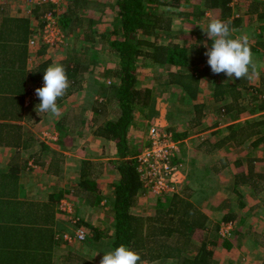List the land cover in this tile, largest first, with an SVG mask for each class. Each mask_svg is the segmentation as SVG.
Returning a JSON list of instances; mask_svg holds the SVG:
<instances>
[{
	"label": "crops",
	"instance_id": "0c3cea01",
	"mask_svg": "<svg viewBox=\"0 0 264 264\" xmlns=\"http://www.w3.org/2000/svg\"><path fill=\"white\" fill-rule=\"evenodd\" d=\"M106 1L80 0L76 10L79 23L73 32L68 33V35L72 36L76 29L79 30L81 27H83L84 31L94 28L91 19L84 17L87 20L85 22L87 25L83 23V15L80 13V9L83 10L81 5H85V3L96 4L94 13L100 11L99 5L102 6L103 10L115 9L114 0ZM242 1L235 0L233 2L231 0L229 3L231 8L229 21H231L232 34L233 36L238 35L248 29L249 22L246 24L241 17L242 12L237 10L238 4L241 10L250 11L249 13H256L257 7H263L262 11L254 18L257 20L258 38L256 42L250 43L253 54L262 53L264 47L258 46L257 43L259 39L264 38V0H258L257 2L254 0ZM233 4H236V6L234 7ZM210 10L220 13L216 17L221 19L220 9ZM236 10L239 16L235 17L234 12H237ZM14 13L15 11L11 10V6L0 3V23L4 21L2 19L4 17L22 18V16H15ZM203 15L205 13L201 14V17ZM80 19H82L81 23ZM7 23L9 25V21ZM10 23L12 22L10 21ZM33 24L34 21L30 22L28 31L25 34L27 42L24 46H14L10 39L9 46L5 47L6 50L4 49L3 51L0 47V62H2L0 66V199L7 200L5 194L2 193L7 191L12 195L13 199L18 200L19 204H21V214L19 215L23 218V226L28 228L27 230L32 229L30 234H28L27 230L23 228L25 237H21L19 244L22 249L30 247L32 250L35 249L37 253L38 250H43L45 255L39 259L41 264H98L99 259L103 255L104 247L102 240L100 242H92L91 228L86 230L87 237L84 242L74 241L66 243L58 239V234L74 232L76 227L68 219L67 215L59 209V204L63 199L71 200L74 203L75 214L79 215L85 224H91L104 232L107 236L105 241L113 234V185L111 186L110 182L105 180L106 177L104 175L101 176L102 180L97 185L98 195L100 196L97 200V205H90L86 201L80 200L76 196V191L79 187L82 161L115 160V144L113 140H106L96 136L94 128L90 132L85 130L89 123L87 116L78 118L75 115V117H71V111L78 105L74 104L75 93L83 90L68 93L57 100L61 112L60 116L55 117L48 113L37 114L35 106L40 103V100L34 95V87L43 80V73L46 67L53 62L63 65L70 51L64 49L62 53H59L54 52L52 49L49 55L45 53V50H42L40 52L46 55V58H41V60L38 58L40 62L34 60L30 54L31 47L29 45L30 37L33 34L31 32L34 27ZM79 40L81 43L86 42L85 38ZM82 47L84 49L86 46L82 45ZM42 48L44 49L45 47ZM12 59H15V61ZM137 75L139 82L142 77H140V74ZM144 80L146 82V79ZM171 81L173 82V79ZM232 81H234V78ZM141 85H144L145 88L151 87L148 83H141ZM242 98L245 99L243 94ZM222 103L226 106L228 101H222ZM151 106H153V102ZM156 109L159 110L158 107ZM159 112V119L166 120V110L165 113H162V110H159ZM243 114H246V112L242 113L238 119H233L231 116V119L224 124L226 125V131L222 133L223 137L231 132V126L232 130L235 131L253 122H262V124L259 126L258 133L240 145L228 143L221 148L214 149V143L219 138L216 132L218 135L220 134L218 128H207L199 133L202 136V140L207 143L201 145V151H199L201 152L200 159L204 154H214L217 150L222 149L226 157L224 158L226 166L223 168L231 171L230 174H224L225 169L220 173L226 178L221 177L220 181H217L216 186L214 185L211 188V190H214L219 186L212 195L208 193L209 189L205 192L202 187H200V191H196L195 188L189 190L188 199L191 202L193 201L191 196L195 194L202 195L199 205L192 203L197 208H201L212 223H216L214 228L211 227L214 229L215 234L221 237L220 227L222 222L232 221L234 223L230 236L221 237L223 239L221 243L208 244V248L213 252L211 264H264V191L258 193L249 184L242 183L238 185L235 182V174L238 171H248L250 160H254L253 168L255 172L264 173V110L254 112L251 116L241 117ZM250 117H253L254 120L251 121ZM244 119L249 120L242 122ZM209 132L211 134H207ZM44 134H56L57 139L49 141L50 139H46ZM205 134L207 136H204ZM260 139L262 141L258 142ZM131 150L134 155L138 154L137 149H134L132 145ZM236 150H240L238 152L239 156L244 157V155H247L248 160L246 162H242L240 159L231 160L230 153ZM237 161L240 162V165L236 164L235 167L233 164ZM185 178L186 175L184 180ZM185 186L186 184L180 185L181 190L178 193L181 194L180 197H185L182 190L189 189H185ZM148 194L150 195L149 192L145 195H140L136 206H139L142 199L149 196ZM58 196H60V200L57 199ZM149 199L150 196L147 203ZM203 204L204 207H202ZM210 205L211 207L209 208ZM133 209L134 207L132 212ZM144 214L148 213L140 215L143 216ZM228 216L229 218L225 219ZM144 217L146 216L144 215ZM237 219L244 226V229L252 226L253 223L252 227H256L255 230H262L263 232H260L259 239L261 243L254 240L242 243L233 241L234 236L239 234V232H235L238 224ZM208 229V227L205 228L203 232L205 230L208 231ZM254 235L256 236V233ZM0 241L1 243L3 242L2 239ZM93 252L99 253L94 259L90 260L89 258ZM168 262L170 263V261ZM168 262L160 259L145 262L144 264H166Z\"/></svg>",
	"mask_w": 264,
	"mask_h": 264
},
{
	"label": "trees",
	"instance_id": "16d2710c",
	"mask_svg": "<svg viewBox=\"0 0 264 264\" xmlns=\"http://www.w3.org/2000/svg\"><path fill=\"white\" fill-rule=\"evenodd\" d=\"M79 3V0H72ZM190 0H114L115 12L121 24L115 35L108 39L109 49L117 55L115 65L109 72L112 78L110 88L101 86L96 76H91L88 80L85 78L84 71L88 67L86 61L75 58L76 51L69 53L67 59L63 62L66 69L70 86L68 93H73L76 89H82L88 85L89 80L93 81L95 94L91 110L98 115H106L101 122H96L95 135L106 140H113L116 150L115 168L118 172L115 180L112 182L114 187L113 194V212H114V232L105 241L104 232L93 227L91 224H85L86 230L91 228L92 242L103 243L104 251L119 246L121 243L137 251L141 256V264L156 260L170 261V264H211L213 252L208 248L211 243L209 239L199 236L200 231L208 227L210 220L202 211L197 208L189 199L185 190H182L185 198H180L182 209L176 207L173 211L172 204L179 202L180 194L171 197L174 193L163 192L155 194L151 187L141 179L137 170V163L134 153L131 150V141L129 138L130 127L135 119V113L149 104L152 100L151 89L136 87L138 82V61L148 59L157 66L176 65L191 66L192 71L187 74H175L174 83L179 84L185 93L189 96V101L197 99L198 85L200 79L206 77L215 83L213 96L217 101H228L227 112L233 119H238L244 112H259L264 110V100L253 99L243 106L241 88L247 86L248 79L234 80L227 82L217 80V74L212 73L207 64V57L204 55L206 49L204 43L191 42L181 45L172 43L171 45L162 44L159 38L160 31L172 29V18L169 15L156 13L154 7L165 5L169 8H177L182 3ZM231 0H199L204 7L203 12L196 13L201 16L205 9H220L221 20L229 21ZM41 6L35 7L32 15L22 18H2L0 23V47L6 50L10 44V39L14 46H24L27 42L25 34L28 31L30 22L34 21V27L31 32H38L43 28L44 21L41 19ZM60 18L61 24L68 33L73 32L76 25L72 23L69 15L64 18L56 12ZM8 20L9 25H8ZM31 20V21H30ZM236 20V19H234ZM10 21L12 23H10ZM42 22V23H41ZM24 36V38H23ZM202 40V39H201ZM211 41L207 45L211 46ZM258 46L264 47V38L259 39ZM255 48V47H254ZM41 55V52H37ZM15 61V59H12ZM89 61H96L94 56H90ZM2 62H0L1 66ZM87 87V86H86ZM111 91V94L109 93ZM116 105V116H110L106 109L108 105ZM201 104L195 103L194 108L197 116L200 114ZM196 122H199L196 117ZM262 122L251 123L239 130H232L223 137L219 135L214 143V149L223 147L228 143L240 145L246 142L251 136L259 132V126ZM216 134H218L216 132ZM183 138L187 136L182 135ZM262 139L258 140L261 142ZM238 166L240 162H236ZM225 166V162L222 164ZM254 160H250L248 171L240 170L235 174V182L249 184L256 192L264 191V173L254 171ZM102 162L92 160H83L81 164V173L79 187L76 196L80 200L86 201L90 205H97L98 183L101 179ZM2 184V183H1ZM6 188V187H5ZM189 188L186 183L185 189ZM147 192L156 198L157 207L152 231H148L146 217L136 215L132 208L137 205L140 195ZM6 199H0V264H41L39 260L45 255L43 250L35 251L27 247L21 248L19 240L25 237L23 218L21 217L18 200L13 199L7 191L2 192ZM149 195V194H148ZM60 200V196L57 197ZM185 200V201H184ZM168 203H170L169 206ZM172 214V215H171ZM225 217V219H228ZM214 226L216 223H213ZM30 228L27 233L30 234ZM148 232L147 234H145ZM150 232V233H149ZM104 237V239H102ZM89 238V236H88ZM50 260V258H49Z\"/></svg>",
	"mask_w": 264,
	"mask_h": 264
},
{
	"label": "rangeland",
	"instance_id": "374dc122",
	"mask_svg": "<svg viewBox=\"0 0 264 264\" xmlns=\"http://www.w3.org/2000/svg\"><path fill=\"white\" fill-rule=\"evenodd\" d=\"M80 1V0H79ZM96 0H93L95 2ZM106 1V0H105ZM241 1V0H238ZM257 2L258 0H254ZM29 0H0V3L8 4L11 6V10L15 11V16H28L32 15V11L35 10V7L41 6V4L34 5V3L29 4ZM33 2H37L34 1ZM235 2V0H233ZM244 2V0L242 1ZM42 9L48 8L45 6V2H41ZM107 3V1H106ZM27 5V6H26ZM79 3L73 2L72 0H64L57 8L58 14L64 18L66 15H69L73 24L78 25L79 19L76 15L77 6ZM239 5V4H238ZM237 5V10L242 12V18L245 20V23L248 22V29L247 31L242 32L241 34H246L250 37L249 42L254 43L258 38V27L256 26L257 20L254 19L259 12L262 11L263 7H257L256 13H249L247 11L241 10ZM83 10L80 9L81 15L86 17V19L92 20L93 29L89 28V30L84 31L81 29L77 30L73 33V37L69 36L68 42L65 45H59L55 47H46V48H39V45L36 44H29L31 47V57L34 60H41V58L45 59L46 55H37V52L45 50V53L49 54L52 52L62 53L64 49H68L71 53L76 51L75 58L82 59L86 61L85 64H90L87 69L83 72L85 78L88 80L91 76H96L97 82L101 86H105L107 89L110 88L112 83V78L110 77L109 72L113 69L115 65V60L117 59V55L115 52L111 51L108 46V39L112 38L115 33L119 30V25L121 24V20L116 14L115 9L110 10H103L102 6L99 5L98 12L94 13V7L96 4L85 3V5H81ZM235 7L236 4H233ZM243 7L242 5H240ZM30 9V10H28ZM204 7L201 5L199 0H190L188 2L182 3L177 8H169L165 5L154 7V11L156 13L169 15L172 18V29L170 32L160 31L159 38L162 44L171 45L172 43H179L181 45L190 44L191 42H202L208 40L206 34H204L199 25H206L208 22L209 17H215L220 13H215L213 10L205 9L203 17L196 16L195 14L202 11ZM236 10V11H237ZM249 10V9H246ZM45 11V10H44ZM213 11V12H212ZM237 12H234V16H239ZM196 12V13H193ZM91 13V14H90ZM203 13V14H204ZM43 14V12H42ZM201 17V18H200ZM199 18V19H198ZM84 19L83 23L87 25L85 22L87 20ZM82 19H80V23ZM80 26V24H79ZM245 26V25H244ZM243 26V28H244ZM256 26V28H255ZM255 28V29H254ZM190 30V31H189ZM66 31H68L66 29ZM84 31V32H83ZM99 31V32H98ZM258 33V34H257ZM238 34V35H241ZM257 34V35H256ZM236 36V35H234ZM38 36L32 34L30 39L35 38ZM85 38L84 43H81L79 39ZM108 38V39H107ZM202 39V40H201ZM86 43V44H85ZM83 46H86L83 49ZM64 46V47H63ZM65 52V51H64ZM90 56H94L96 61L92 63L89 61ZM254 58L264 65V51L262 53L253 54ZM32 59V60H33ZM33 60V61H34ZM40 60H38L40 62ZM192 71L191 66H176V65H165L160 66L153 64L152 61L148 59H141L138 61V72L142 79L137 82L136 87L138 88H145L144 85L141 83H148L151 85L149 89H151L152 100L149 104L145 105L142 109L138 110L135 113V121L131 125L129 138L131 141V145L134 149H137L138 153L141 149L148 144V130L152 125H156L159 129L165 128L167 131H171L173 133V138L180 140V152L178 153L177 157L174 158V164L178 165V170L176 173H173L170 176V187L168 189L169 193H174L173 195H169L171 197H175V194L180 193L181 190L180 185H185L186 183L189 184V189L186 194H190V189L195 188L196 191H200V187L203 188L205 192L208 191L210 195L215 193V189L211 190V188L218 183L217 181L223 177L220 173L225 170V173L230 174V169L223 168L222 166L224 163L225 152L224 150H217L214 154L205 155L200 159L201 156V145L207 144L202 140V136L199 135L200 132H203L207 128L216 127L219 130V133L222 135L224 131H226V124L229 119H231V114L227 112V104L226 106L223 105L222 101H217L213 97V90L215 87V83L206 77L200 79L198 85V92H197V99L195 101H189V96L185 93L182 87L172 82L171 80L176 78L175 74H187L188 72ZM263 73V75H261ZM146 79V82L145 80ZM217 80H223L227 82H232V80L227 81L228 77L221 73L217 75ZM93 81L89 80L88 85L84 86L82 89H76L74 92L83 90L81 92L75 93L74 96V104H78L74 110L71 111V117L76 115L78 118H82L83 116H87V120H89L88 127H85V130H94L96 128V122H101L106 115H98L94 113L91 108L94 105L93 103V95L95 94V89L93 87ZM247 88V89H246ZM242 88L241 92L245 96L244 102H241L246 105L248 102L255 98L258 100H264V67H261L259 75L253 76L251 80H248L247 87ZM73 92V93H74ZM111 94V91H109ZM159 98V99H158ZM155 99V100H154ZM73 100V99H72ZM153 102V106H151ZM201 104V110L199 116H197V112L194 108L195 103ZM162 110V113H165V119L160 118V112L156 109ZM106 109L107 113L110 116H116L115 109L116 105L111 103L108 105ZM252 112H246L241 117L251 116ZM196 117H198L199 122H196ZM249 120V119H246ZM245 119L242 122L246 121ZM250 120H254L253 117H250ZM166 121V122H165ZM206 127V128H204ZM94 128V129H93ZM204 128V129H203ZM83 130V129H82ZM186 138H183V134H186ZM211 134V132L207 133ZM205 134L204 136H207ZM219 134V135H220ZM217 134V136H219ZM190 136V137H189ZM75 141V140H73ZM72 141V143H73ZM199 149V150H198ZM207 149V147H206ZM227 150V149H226ZM238 152L240 150H236L231 155V160L240 159L242 162H246L247 155L239 156ZM255 156V155H254ZM254 158V157H251ZM264 158V157H263ZM96 161V160H92ZM227 161V160H226ZM96 162H102V170L103 172L100 173L104 175L107 182L112 186V182L115 180L118 172L115 168V160L111 161H101L97 160ZM236 167V163L233 164ZM241 169L240 167H237ZM98 169V171H102ZM233 172V171H232ZM223 174V173H222ZM186 178L184 180V177ZM224 179L226 176L223 177ZM184 180V182H182ZM186 181V182H185ZM211 190V191H210ZM217 191V190H216ZM192 194V193H191ZM181 195V194H180ZM150 196L149 202L148 197ZM146 198L144 197L142 201L139 203V206H135L133 212L136 215H142V213L146 216V225L148 227V231H152L154 221L152 217L155 215L157 207L155 206V200L153 195H149ZM176 198V197H175ZM179 196V202L176 204V201L172 204L171 212H176L177 208L180 206L182 209L183 205H181ZM183 199L185 197H182ZM192 202L195 205H199L200 199L202 198L201 194H195L191 196ZM185 201V200H184ZM168 203L167 206H169ZM201 205V204H200ZM204 207V204L203 206ZM211 205L209 206V208ZM102 213L104 214L103 210ZM140 213V214H139ZM94 214V213H93ZM96 214H98L96 212ZM100 214V213H99ZM214 214V213H213ZM143 215V216H144ZM213 220V219H212ZM237 229L235 232H239L236 236H234V240L238 243L242 242H249V241H258L260 242V232L262 230H255L256 227H246L241 224V222L237 219ZM72 224V223H71ZM212 224V225H211ZM255 224V222H254ZM211 225V226H210ZM214 224L210 221L208 225V231H200L199 236L209 239L211 244L218 242H222L223 239L214 233ZM108 230V229H107ZM73 234V232H71ZM256 233V236L254 235ZM256 237V238H255ZM249 239V240H248ZM84 242V241H83ZM168 262V261H166ZM166 264H170L169 262Z\"/></svg>",
	"mask_w": 264,
	"mask_h": 264
},
{
	"label": "clouds",
	"instance_id": "9594fccd",
	"mask_svg": "<svg viewBox=\"0 0 264 264\" xmlns=\"http://www.w3.org/2000/svg\"><path fill=\"white\" fill-rule=\"evenodd\" d=\"M230 24L231 21L209 17L206 25H199L212 42L210 47L207 41L204 42L207 64L212 73L225 74L228 77L227 81L233 78L251 80L253 76L259 75L264 65L254 58L249 36L247 34L233 36ZM69 86L70 81L65 67L57 62L49 64L43 73V86L35 89V94L40 100L35 106L37 114L60 116L57 100L66 94ZM98 253L93 252L89 259H94ZM98 264H141V256L134 249L121 243L117 247L103 251Z\"/></svg>",
	"mask_w": 264,
	"mask_h": 264
},
{
	"label": "built area",
	"instance_id": "2783aa9c",
	"mask_svg": "<svg viewBox=\"0 0 264 264\" xmlns=\"http://www.w3.org/2000/svg\"><path fill=\"white\" fill-rule=\"evenodd\" d=\"M34 1L37 2L29 0L28 3H34V5L40 3L42 6L41 2H45L44 4L48 8L41 15V20L44 21L43 28L38 32H34L38 38L30 39L29 44L39 45L38 49L65 45L68 42L69 35L56 13L58 6L64 0ZM42 86L43 80L34 87V95H36L35 89ZM44 137L48 140L50 139L49 141L57 139L56 134H44ZM147 140L148 144L134 157L137 163V170L141 175V179L151 187L155 194L169 192L170 184L168 180L170 181V176L178 170V165L174 164L173 160L180 152V140L173 138L171 131H167L165 128L159 129L156 125H152L148 130ZM59 209L67 215L68 219L76 227L73 234L64 232L63 234H58V239L66 243L85 241L87 237L86 229L81 217L75 214L74 203L69 199H63L59 204ZM233 227L234 223L232 221L222 222L220 227L221 237L225 238L230 236Z\"/></svg>",
	"mask_w": 264,
	"mask_h": 264
}]
</instances>
